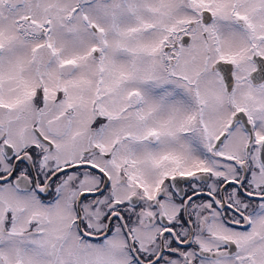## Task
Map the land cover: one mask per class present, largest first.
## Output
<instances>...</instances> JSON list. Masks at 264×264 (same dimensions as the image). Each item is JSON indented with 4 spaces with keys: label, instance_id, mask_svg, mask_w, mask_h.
Masks as SVG:
<instances>
[{
    "label": "snow or ice",
    "instance_id": "6c2138e0",
    "mask_svg": "<svg viewBox=\"0 0 264 264\" xmlns=\"http://www.w3.org/2000/svg\"><path fill=\"white\" fill-rule=\"evenodd\" d=\"M0 264H264V0H0Z\"/></svg>",
    "mask_w": 264,
    "mask_h": 264
}]
</instances>
